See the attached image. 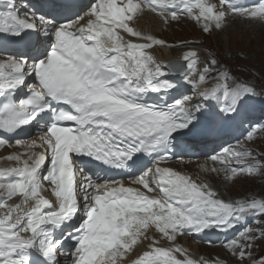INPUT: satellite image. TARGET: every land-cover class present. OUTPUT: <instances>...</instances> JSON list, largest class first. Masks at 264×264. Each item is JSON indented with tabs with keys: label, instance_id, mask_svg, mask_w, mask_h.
Segmentation results:
<instances>
[{
	"label": "snow or ice",
	"instance_id": "6c2138e0",
	"mask_svg": "<svg viewBox=\"0 0 264 264\" xmlns=\"http://www.w3.org/2000/svg\"><path fill=\"white\" fill-rule=\"evenodd\" d=\"M55 7L63 19L0 0V51L27 49L0 55V148L24 149L0 157L16 164L0 167V264H221L176 243L213 230L234 233L224 246L237 264H264V195L225 200L199 177L160 166L201 129L209 113L200 101L222 104L234 120L264 84L258 92L219 53L190 47L197 41L181 42L187 51L164 63L154 49L167 42L135 26L146 12L165 25L190 19L204 34L224 31L230 19L264 25V0H95L83 15L71 2ZM172 74L200 101L165 99L180 93ZM210 159L221 167L203 171L226 182L264 177V156L245 145ZM112 170L127 183L108 178ZM153 228L170 246L149 237Z\"/></svg>",
	"mask_w": 264,
	"mask_h": 264
},
{
	"label": "rangeland",
	"instance_id": "374dc122",
	"mask_svg": "<svg viewBox=\"0 0 264 264\" xmlns=\"http://www.w3.org/2000/svg\"><path fill=\"white\" fill-rule=\"evenodd\" d=\"M151 16V13H146V15H144V17L148 18ZM186 23L189 29L186 28L183 23L177 25L176 22L170 27L164 28V23L161 21V26L156 37L160 35L161 30L163 34L160 38L167 39L171 42L169 44L171 47L167 45L170 52L179 55L184 51L181 46L176 45L178 44L177 41L188 39L190 42L197 41L195 44H190V47H194L200 51L202 56L206 55L204 53V48L200 44L202 41L201 38L204 37L206 41L202 42V44L205 46L208 44L215 52L219 53V59L223 65L227 66L238 78L250 81L257 86L259 91L261 90L262 84H264V25L235 20L223 32H215L219 33V37H217L214 35L215 33L205 34L206 36H204L200 28L195 24L190 21ZM145 27L144 25V28ZM173 45H175V47H172ZM155 49H157V46ZM155 52L156 51H154V54ZM200 66L203 67L202 64ZM195 95L198 96L197 94ZM194 101H196V99L191 102ZM261 147L264 150V141L261 143ZM206 180L211 186L215 187H213L214 189L220 190L222 194L226 196L231 195L230 192H228V188L223 185L221 177H219L217 173L209 171ZM241 180L243 182H240V185L236 184L234 186L235 195H243L248 192L264 195L263 179ZM186 236L187 238L177 239L176 243L186 248L192 257H194V252L191 250L193 248L191 246L193 241L189 244L190 241L188 238L190 236ZM144 243L146 244L147 241ZM194 248L195 250H199V247ZM214 251H220V248H218V250L215 248Z\"/></svg>",
	"mask_w": 264,
	"mask_h": 264
},
{
	"label": "bare ground",
	"instance_id": "6f19581e",
	"mask_svg": "<svg viewBox=\"0 0 264 264\" xmlns=\"http://www.w3.org/2000/svg\"><path fill=\"white\" fill-rule=\"evenodd\" d=\"M152 14V13H151ZM138 22L141 24V26H142V28L140 27V28H138L139 30H141V31H143V32H145V33H148V34H152V35H155V36H157V33H158V30L160 29V26H161V21H160V19L157 17V16H155V15H153L152 14V16L151 17H141L139 20H138ZM186 22H189L188 20H184V21H180V22H176V24L177 25H181V23H186ZM173 23H175V22H173ZM187 24V23H186ZM144 25L146 26L145 28H144ZM196 27V26H195ZM215 36H217V37H219V33H215L214 34ZM127 38V37H126ZM130 39V38H129ZM131 39H134V38H131ZM154 51H156L155 52V54H156V57H157V59L158 60H160V61H162V62H164V63H167L168 61H171V60H175V59H177L178 57H180L181 55H179V54H174V53H172V52H170V50L168 49V47H167V45H165V46H157V49H154ZM198 102V100H196V101H194V102H191L192 104H196ZM198 137V135H196V134H193L192 135V140H191V144L193 143V141L196 139ZM3 164L5 165V164H7V162H5V161H3ZM219 175V177H221V179H223V175L222 174H218ZM240 182H243L241 179H238L237 181H235V183L238 185ZM222 183H223V185L225 186V187H227L229 184H226L225 182H223L222 181ZM215 185V184H214ZM240 185V184H239ZM48 186V185H47ZM212 187H214V186H212ZM215 188V187H214ZM215 190H217V189H215ZM230 190V191H229ZM228 190V192H230V194L231 195H229V196H226V195H224V194H222V193H220V190H217L218 192H219V194H221V195H223V197L226 199V200H229L231 197H232V195H235V188L234 187H232L231 189H229ZM47 192H49V191H47ZM151 236H153V235H150L149 237H151ZM154 236L155 237H157V238H160V234L159 233H157V232H154ZM188 236H190L188 239H189V244L193 241V235H188ZM187 238V236L186 235H183V236H178L177 237V239L179 240V239H181V238ZM150 241H147V243H149ZM146 243V244H147ZM160 243H161V246H165V247H167V246H170V244H169V242L168 241H166V240H164V239H161L160 238ZM215 250V249H214ZM216 250H218V248H216ZM129 260H132V259H129Z\"/></svg>",
	"mask_w": 264,
	"mask_h": 264
}]
</instances>
